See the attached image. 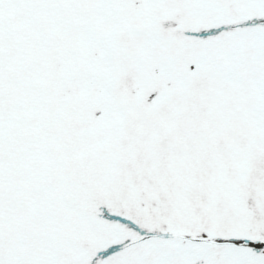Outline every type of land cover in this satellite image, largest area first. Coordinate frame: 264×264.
<instances>
[{"label":"snow or ice","instance_id":"6c2138e0","mask_svg":"<svg viewBox=\"0 0 264 264\" xmlns=\"http://www.w3.org/2000/svg\"><path fill=\"white\" fill-rule=\"evenodd\" d=\"M0 264H264V0H0Z\"/></svg>","mask_w":264,"mask_h":264}]
</instances>
